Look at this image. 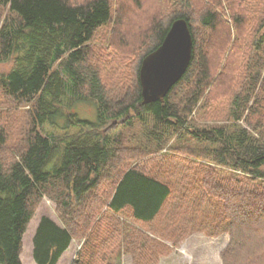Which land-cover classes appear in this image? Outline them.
I'll return each mask as SVG.
<instances>
[{
	"label": "trees",
	"instance_id": "obj_1",
	"mask_svg": "<svg viewBox=\"0 0 264 264\" xmlns=\"http://www.w3.org/2000/svg\"><path fill=\"white\" fill-rule=\"evenodd\" d=\"M130 1L136 10L145 2ZM153 1L135 41L119 36L122 47L140 50L127 67L116 63L119 50L97 56L92 47L114 19V0H0V62L13 61L0 73V264H23V236L45 194L65 226L41 218L37 264H58L77 236L85 240L71 264H123L125 253L157 264L171 249L166 241L196 230L231 233L225 264H264V21L229 121L201 126L194 115L214 81L205 46L210 35L228 36L227 12L210 0ZM242 1H228L237 26L255 13ZM181 17L193 34L192 61L164 98L143 103L142 60ZM76 102L94 103L97 117L82 118ZM19 114L26 127L17 142Z\"/></svg>",
	"mask_w": 264,
	"mask_h": 264
},
{
	"label": "rangeland",
	"instance_id": "obj_2",
	"mask_svg": "<svg viewBox=\"0 0 264 264\" xmlns=\"http://www.w3.org/2000/svg\"><path fill=\"white\" fill-rule=\"evenodd\" d=\"M210 1L212 5L216 3L220 4V2L223 3L225 9L218 7V10L222 13L223 11L227 12L226 17H223V19L227 24L225 26L229 28V34L227 36L225 35V32H219L210 35L209 43L211 44L205 46L207 51H210L211 49L210 56L212 60V76L214 81L211 90L208 91L204 98L203 105L207 102V107L202 105L194 115L196 123L201 126L226 123L229 121L231 101L234 94L237 92L235 87L238 88V82L245 72L242 69V64L244 67L246 66L247 57L253 49V41L257 37L256 30L264 21V0H262V2L249 0L242 1L244 8L248 9L247 6H249V4L252 5L255 13L252 14L248 9V13L242 14L241 17L243 19V24L240 26H237L231 11L236 4H230V2H228H235V0ZM237 1L239 2L240 0ZM121 2V0H114V19L110 26L98 31L94 42L92 43V47L97 56H99V53L104 50H107L106 52L112 50L116 52L119 50L118 52L120 53L114 55L116 56V63L117 59H120L119 63L122 62L125 66L129 67L130 64L133 65L137 61L140 50H137L135 47H122L119 36L120 34H123L124 37H127L129 41L133 43L135 41L133 35L136 36L141 27L148 26L149 21L147 19L156 9L153 0H145L143 7L139 10H136V8L130 5L132 4L130 0H124L123 2H125L128 7L124 9V13L120 17L123 6H125L123 5V2L120 4ZM257 8L259 11H257ZM118 18H120V22H118ZM223 38L225 39V43L223 42ZM231 50H235V53L232 54ZM12 66L13 61L11 59L0 62V73L8 72ZM108 76L109 75H107V77ZM241 83L242 80L240 84ZM3 99L4 98L0 96V100L3 101ZM1 104L2 103L0 102V108H4V105ZM6 106L7 104L5 107ZM11 106L12 103L10 102L9 107L11 108ZM19 109L23 110L22 108ZM75 109L82 118L92 120L97 117L96 108L92 102H76ZM2 112L5 114L6 111L1 109L0 113ZM16 116L21 119L15 120L11 128L15 136L13 139H17V142H19L20 135L23 132L22 127H26V115L19 114L15 115V117ZM117 125L118 123L116 122L112 123L111 126L107 125L106 127L110 130L115 129ZM43 216H49L58 224L65 226L60 215L57 200L45 194L35 207L33 217L23 236L21 251L23 264H37L33 257V237ZM261 222L262 221L257 223L259 224ZM244 231L251 236V239L256 235L258 236L257 232H251L250 229L245 230L244 228ZM84 240L83 237H74L70 248H68L66 253L62 255L58 264H71L76 258L78 251L81 249ZM230 242L231 233L228 231L216 235H209L204 231L196 230L187 235L186 238L178 244L172 245L170 241H166L171 249L167 254L160 256L157 264H225L223 252ZM122 262L123 264H135L134 256L130 253H125L122 256Z\"/></svg>",
	"mask_w": 264,
	"mask_h": 264
},
{
	"label": "water",
	"instance_id": "obj_3",
	"mask_svg": "<svg viewBox=\"0 0 264 264\" xmlns=\"http://www.w3.org/2000/svg\"><path fill=\"white\" fill-rule=\"evenodd\" d=\"M193 47L189 21L183 17L175 19L160 46L142 60L140 81L143 103L160 100L169 93L187 71Z\"/></svg>",
	"mask_w": 264,
	"mask_h": 264
},
{
	"label": "crops",
	"instance_id": "obj_4",
	"mask_svg": "<svg viewBox=\"0 0 264 264\" xmlns=\"http://www.w3.org/2000/svg\"><path fill=\"white\" fill-rule=\"evenodd\" d=\"M69 248H70V247H69ZM67 250H68V249H67ZM65 253H66V251H65ZM65 253H64V254H65ZM64 254H63V255H64Z\"/></svg>",
	"mask_w": 264,
	"mask_h": 264
}]
</instances>
